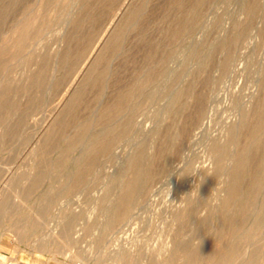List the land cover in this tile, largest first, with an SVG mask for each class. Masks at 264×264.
Segmentation results:
<instances>
[{
    "label": "rangeland",
    "instance_id": "1",
    "mask_svg": "<svg viewBox=\"0 0 264 264\" xmlns=\"http://www.w3.org/2000/svg\"><path fill=\"white\" fill-rule=\"evenodd\" d=\"M263 86L264 0H0V264H264Z\"/></svg>",
    "mask_w": 264,
    "mask_h": 264
},
{
    "label": "bare ground",
    "instance_id": "2",
    "mask_svg": "<svg viewBox=\"0 0 264 264\" xmlns=\"http://www.w3.org/2000/svg\"><path fill=\"white\" fill-rule=\"evenodd\" d=\"M201 1L202 0H198V2H201ZM263 88H264V86H263ZM125 98H130V93H126L125 94ZM121 105H122L121 103L118 104L117 105V108H121L122 107ZM109 111H110V108H105L104 111L102 112L103 116L109 114L110 113ZM258 113L260 115V121L253 127V131H252V134H251V139L253 141H257V137H256L257 133L260 130L264 129V108H260L259 111H258ZM110 138H104V139H102L101 142H98V144H96L97 142L94 143V146L92 145L93 147H92V149L91 148L90 149L95 154H97L96 152H98L100 150H103L104 151L105 149H107L109 147V145L111 143V140L112 139H110ZM221 154H222V151H221ZM245 164H246V159L244 158V156H239V158L237 159L236 166L239 167V168H241V167H244ZM134 169L137 170L138 176H141V171H140V168H139L137 162H135V164H134ZM240 180H241V173H239V172L235 173L233 175L232 181L230 183V191H229V195H228V200L229 199H234V198H237L238 197V195H239L238 193H239V183H240ZM256 180H258L257 179V176H255V181ZM136 187H137V183H135V184L133 183V185H131L130 187H128L129 188V191L127 190V192L131 193L132 191H134L136 189ZM125 195H126V193H125ZM125 195H122V197L120 198L119 202L117 201L118 203H117V206L115 207V211H114L115 216H123L126 213L127 200L125 198ZM235 225L236 226H239L240 223H235ZM231 227H233V226H231ZM217 254H219V252L214 254L217 257L216 260L213 259V260L216 261V262H214L215 264H232V261L236 257L235 250L229 251L226 254L224 253V255L217 256ZM238 257H239V255H238ZM126 258L127 257L125 255H124V257H122V259L125 260V262L128 261L126 263L129 264V260H127ZM245 263L246 264H255V260L250 259V260L246 261ZM13 264H16V263H13Z\"/></svg>",
    "mask_w": 264,
    "mask_h": 264
}]
</instances>
